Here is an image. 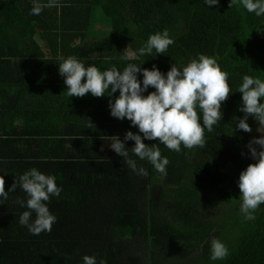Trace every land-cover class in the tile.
Returning a JSON list of instances; mask_svg holds the SVG:
<instances>
[{"label":"trees","instance_id":"obj_1","mask_svg":"<svg viewBox=\"0 0 264 264\" xmlns=\"http://www.w3.org/2000/svg\"><path fill=\"white\" fill-rule=\"evenodd\" d=\"M60 2L62 8H45L36 16L30 14L32 0H0V175L6 191L33 168L54 176L62 188L59 197L47 202L57 217L52 231L40 235L19 223L28 209L17 201L26 205L27 194L19 188L9 192L0 204V264H83L85 255L95 256L97 264H143L144 257L149 264H180L196 253L199 264H264V204L253 221L236 208L238 175L257 162L247 148L251 133L238 129L244 117L238 89L245 75L264 82V16L249 13L242 4L230 8L231 0L210 7L205 0ZM97 24H107L110 31H94ZM165 29L175 41L168 51L141 56L149 36ZM50 51L101 71L115 67L122 72L135 64L149 70L155 66L165 75L173 64L182 70L204 54L228 73L231 95L222 105L221 122L205 130V147L181 145L175 152L158 140H144L158 144L168 158L164 176L132 153L134 141H124L128 131L140 134L130 121L80 105L109 108L119 92L103 98L68 96L59 74L62 61L47 57ZM127 53L133 56L122 59ZM138 79L142 82V73ZM153 91L150 87L144 95ZM9 105L13 118L7 117ZM42 110L48 114L41 115ZM197 111L203 126V113ZM20 117L21 125L15 126L14 118ZM247 122L253 131L259 125L252 117ZM114 136L125 142L146 176L111 150ZM207 192L227 206L222 221H205L201 215ZM35 218L33 212L29 223ZM225 230L233 232L229 255L213 261L212 237L220 240Z\"/></svg>","mask_w":264,"mask_h":264},{"label":"clouds","instance_id":"obj_2","mask_svg":"<svg viewBox=\"0 0 264 264\" xmlns=\"http://www.w3.org/2000/svg\"><path fill=\"white\" fill-rule=\"evenodd\" d=\"M205 2L210 7L218 5L220 0ZM239 4L249 13L264 16V0H231L229 7ZM62 7L60 0H32L30 14L38 16L45 8ZM174 43L165 29L162 33L150 35L147 43L139 49V54L151 55L155 50L157 54L164 55ZM131 56L132 53H127L122 59H130ZM59 59L62 61L58 66L59 74L64 77L68 96L83 98L91 93L95 98H103L106 93L107 96H114L119 92L118 97L109 100L111 116L121 121L126 118L142 134L128 131L124 141H134L132 153L140 160L150 162L164 176H167L168 158L162 157L158 144L149 146L144 140H158L159 144L175 152L181 151V145L187 149L205 147V130L211 132L213 126L221 122L222 105L231 95L228 73L222 71L215 58L204 54L192 59L182 70L173 64L166 75L155 66L149 70L128 64L122 72L115 67L101 71L94 65L85 67L73 56L66 59L61 56ZM141 73L142 82L138 79ZM150 87L155 91L144 95ZM238 92L242 93L239 111L244 113L243 119L238 120V129L246 133L253 131L247 122L249 117L254 118L260 128H264V103L261 102L264 98V82L245 75ZM197 109L203 113V126ZM110 139L114 141L111 150L124 158V164L137 174L146 176L147 171L138 168L136 161L130 158L125 142L119 136ZM247 148L251 158L257 162L249 164L240 173L238 187L241 193V214L245 220L253 221L256 219L254 213L264 204V134L253 138ZM5 184L4 176L0 175V204L8 199L9 192L19 188L28 197L26 205L23 200L17 201L21 207L26 206L28 209L20 216L19 223L26 226L33 235L51 233L57 217L50 212L47 202H50L51 197H59L62 192L56 178L33 168L21 175L18 182L15 179L9 191L5 190ZM33 212L36 218L29 223ZM210 251V259L213 261L224 260L229 255V249L218 238H212ZM83 264H97V260L95 256L85 255ZM100 264L105 262L100 261Z\"/></svg>","mask_w":264,"mask_h":264},{"label":"rangeland","instance_id":"obj_3","mask_svg":"<svg viewBox=\"0 0 264 264\" xmlns=\"http://www.w3.org/2000/svg\"><path fill=\"white\" fill-rule=\"evenodd\" d=\"M92 29L98 32H109L110 31V27L107 24H97V26L93 25ZM104 30V31H103ZM133 56V55H132ZM259 128V131H258ZM262 134H264V128H260L259 125L256 128L255 131H252L250 134V141L253 138H259ZM237 169H234L233 174H238ZM240 175H238L239 178ZM237 178V180H238ZM239 198V203H237L236 208H240L241 205V199L240 196L237 195ZM202 204L200 207V211L202 212L201 215H203L205 217V221H222L224 219L223 216V211L224 209H228L227 206H225V203L222 202V200L220 198H218L216 195L212 194V193H204L202 196ZM144 205V204H143ZM233 235V232H227L226 230L224 232H222L220 240L226 245H229V239L230 237ZM212 238H216L215 234L213 235ZM201 261V256L199 253H196L190 257H188V259L183 260L180 262V264H199ZM172 260H168L166 264H171ZM143 264H149V261L146 257H144L143 259Z\"/></svg>","mask_w":264,"mask_h":264},{"label":"crops","instance_id":"obj_4","mask_svg":"<svg viewBox=\"0 0 264 264\" xmlns=\"http://www.w3.org/2000/svg\"><path fill=\"white\" fill-rule=\"evenodd\" d=\"M49 33H50V31H49ZM38 37L39 38H41L39 35H38ZM50 55H53V56H57V57H61V54H58L57 52H55V51H50V52H48L47 53V57H51ZM12 100H13V98H12ZM73 100H75V104H77V101H76V99H73ZM0 105H2V103L0 102ZM80 105H82L83 107H84V110L85 109H92V110H94V111H100V110H110L108 107H107V105L105 106V107H103V108H100V109H98L97 108V105L94 107V106H92V105H85L84 103H81ZM12 107V105H9V107L8 108H6L7 109V117L8 118H13L12 116H11V108ZM68 106H67V104L64 106V108H67ZM46 108H47V106H46ZM96 109H98V110H96ZM47 110H48V108H47ZM49 111V110H48ZM42 114H48V113H46L45 112V110H42L41 111V115ZM40 115V116H41ZM40 116H38V118L36 119V120H39L40 119ZM15 119V126H20L21 124V122H22V120H23V118L22 117H20V118H14ZM14 126V125H13Z\"/></svg>","mask_w":264,"mask_h":264}]
</instances>
